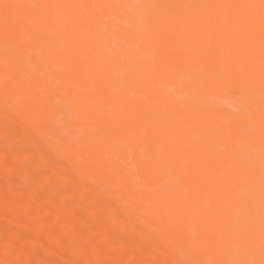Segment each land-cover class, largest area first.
Returning <instances> with one entry per match:
<instances>
[{"label":"bare ground","instance_id":"bare-ground-1","mask_svg":"<svg viewBox=\"0 0 264 264\" xmlns=\"http://www.w3.org/2000/svg\"><path fill=\"white\" fill-rule=\"evenodd\" d=\"M259 5L0 0V205L75 224L70 253L118 243L108 264H264Z\"/></svg>","mask_w":264,"mask_h":264},{"label":"rangeland","instance_id":"rangeland-1","mask_svg":"<svg viewBox=\"0 0 264 264\" xmlns=\"http://www.w3.org/2000/svg\"><path fill=\"white\" fill-rule=\"evenodd\" d=\"M22 144H21V146L24 148L25 144L23 142H22ZM26 144L27 145L25 146L24 149L28 150L30 148V144L29 143H26ZM28 145H29V147H28ZM23 157L25 158V161H26L25 164L29 168V170L35 171L36 165H35V162L31 159V157H25V156H23ZM13 174H15V175H13ZM63 174L61 173V177H63V180L66 181L67 180V178L65 176L66 174L64 172H63ZM5 175L8 177V174H5ZM10 176L12 179L18 178V175H16L15 172H10ZM2 177L0 176V181H1L0 185L2 184V182L4 184V181L6 180V179L3 180L5 177L4 174ZM1 186H0V188H1ZM31 186H32L31 184H27L26 187H28V188L22 187L21 189H19L18 191L22 190L21 194L18 191H14L12 193L11 197L15 198L14 201L16 200V198H17V201L20 200L19 203L24 201V200L30 199L29 195L32 197L35 194L37 195V193H36L37 191L34 192V189H32ZM17 192L20 195H16V194H18ZM30 192H34L35 194L34 193L30 194ZM6 203L3 205H0V243L8 245L9 251L4 252L0 248V258L3 260L9 261L11 264H21V263L23 264V261H25L24 260L25 257L30 259V261H32V262L36 258L38 261L37 264H87L89 261L93 260V258H94L93 261H95V262H98V263H99V261H100V263H106L107 262L106 264H108V261L110 260L111 256H114V254H116L120 249L119 246L115 247V245L118 244V243H115V245L113 244L111 246L110 245H105V247L102 246L103 248L101 247L100 250L99 249H94V250L92 249L91 250L92 252H90V251H85V252L75 251V252L70 253L64 247V245L61 242L62 240L60 241L59 238H61V239L67 238V239H71L74 241H76L78 238H80L79 237L80 233H77V232H80V230L78 227H76L75 224H73L74 226H71L72 224L71 225H61V223H51V224L45 223V225H44V222H41L35 229L30 228L28 226L26 227V224H28V222L30 220L28 215L22 214L21 212L16 211V209H14V208H10V205H9L10 201L8 204H6ZM47 203L48 202H43L41 204L42 206L38 207V209H40L39 211L41 212V214H43L42 212H44L45 215L46 214L48 215L47 208L51 207L52 204L51 203L47 204ZM44 214H43V216L41 215V218L44 217ZM7 219H10L12 223L9 224V228H7L6 230L1 229V226L5 225ZM23 223L25 224V226H23ZM66 227H68V228H66ZM71 228H73V229H71ZM74 228H76V229H74ZM31 229H33V231H31ZM21 237L30 238L31 244L29 243V246H28L30 251L29 250L21 251V252H19L21 254H19V253L15 252L16 251L15 247L18 245V243L21 242L20 241ZM110 247H112V248L110 249ZM104 252L107 254L109 253L108 255L110 258L107 257L108 255H106ZM16 253H17V255H16ZM23 253H24V255H23ZM98 253H101L102 255L100 256V254H98ZM93 255H94V257H93ZM103 255L105 256V259H104ZM64 256H70L71 257V261H69L70 263L65 262ZM96 256H97V258H96ZM31 259H34V260H31ZM105 260H106V262H105Z\"/></svg>","mask_w":264,"mask_h":264},{"label":"snow or ice","instance_id":"snow-or-ice-1","mask_svg":"<svg viewBox=\"0 0 264 264\" xmlns=\"http://www.w3.org/2000/svg\"><path fill=\"white\" fill-rule=\"evenodd\" d=\"M5 8L12 7L10 5H4ZM260 11H261V21H262V27H264V0H260L259 5Z\"/></svg>","mask_w":264,"mask_h":264}]
</instances>
